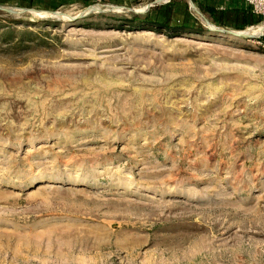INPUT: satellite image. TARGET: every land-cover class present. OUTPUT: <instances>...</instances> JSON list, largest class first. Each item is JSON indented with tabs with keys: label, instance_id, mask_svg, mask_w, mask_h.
<instances>
[{
	"label": "rangeland",
	"instance_id": "1",
	"mask_svg": "<svg viewBox=\"0 0 264 264\" xmlns=\"http://www.w3.org/2000/svg\"><path fill=\"white\" fill-rule=\"evenodd\" d=\"M153 1L0 0V264H264V21Z\"/></svg>",
	"mask_w": 264,
	"mask_h": 264
},
{
	"label": "trees",
	"instance_id": "2",
	"mask_svg": "<svg viewBox=\"0 0 264 264\" xmlns=\"http://www.w3.org/2000/svg\"><path fill=\"white\" fill-rule=\"evenodd\" d=\"M77 0H66V3H73ZM85 5L94 2L119 4H139L145 0H81ZM201 14L216 26L243 30L248 26L259 25L263 19L260 15L253 13L250 7L229 5L227 0H192ZM130 26L136 29L149 28L154 31L166 30L172 34L198 30L203 26L199 25L197 18L193 15L187 0H168L163 3H155L150 6L144 14H132L130 18L124 19ZM264 47V34L258 38Z\"/></svg>",
	"mask_w": 264,
	"mask_h": 264
},
{
	"label": "built area",
	"instance_id": "3",
	"mask_svg": "<svg viewBox=\"0 0 264 264\" xmlns=\"http://www.w3.org/2000/svg\"><path fill=\"white\" fill-rule=\"evenodd\" d=\"M164 0L163 2H167ZM246 6L250 7L253 13L260 15L264 21V0H242ZM191 8V7H190Z\"/></svg>",
	"mask_w": 264,
	"mask_h": 264
},
{
	"label": "water",
	"instance_id": "4",
	"mask_svg": "<svg viewBox=\"0 0 264 264\" xmlns=\"http://www.w3.org/2000/svg\"><path fill=\"white\" fill-rule=\"evenodd\" d=\"M161 0H154L153 2L149 3L146 10L144 12H146L150 6L154 5L155 3H158L160 2ZM162 2V1H161ZM188 4H189V7L193 8L194 10H196L198 13H200L198 10H197V7L195 6V4L192 2V0H187ZM1 9L3 10H6V11H9V12H15V10L13 9H9V8H6V7H3V6H0ZM96 10H99L97 8H92L91 11H96ZM55 13H60V12H55ZM201 14V13H200ZM205 22L207 24H209V21L204 18ZM220 31H223V29H220ZM229 33L233 34V35H239L238 32H235V31H232V30H228ZM263 34V33H261Z\"/></svg>",
	"mask_w": 264,
	"mask_h": 264
},
{
	"label": "bare ground",
	"instance_id": "5",
	"mask_svg": "<svg viewBox=\"0 0 264 264\" xmlns=\"http://www.w3.org/2000/svg\"><path fill=\"white\" fill-rule=\"evenodd\" d=\"M264 31V26L262 27H257V28H253L251 30L248 31L247 34H244V35H253V36H257V35H260L261 33H263Z\"/></svg>",
	"mask_w": 264,
	"mask_h": 264
},
{
	"label": "crops",
	"instance_id": "6",
	"mask_svg": "<svg viewBox=\"0 0 264 264\" xmlns=\"http://www.w3.org/2000/svg\"><path fill=\"white\" fill-rule=\"evenodd\" d=\"M227 3L229 5H234V6L239 5V4L241 5L243 4L244 6H246V4L242 0H227Z\"/></svg>",
	"mask_w": 264,
	"mask_h": 264
}]
</instances>
